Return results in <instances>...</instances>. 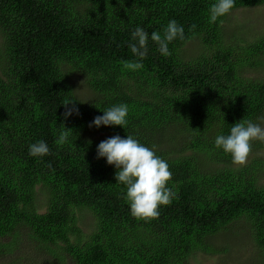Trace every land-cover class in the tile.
Wrapping results in <instances>:
<instances>
[{"label": "trees", "instance_id": "1", "mask_svg": "<svg viewBox=\"0 0 264 264\" xmlns=\"http://www.w3.org/2000/svg\"><path fill=\"white\" fill-rule=\"evenodd\" d=\"M213 3L0 0L3 255L24 233L56 264H193L200 254L228 250L226 238L217 237L244 232L255 248L253 264H264V141L251 142L241 166L215 147L235 123L259 125L264 117V81L247 76L264 64V35H240L249 30L234 26L232 14L264 0H235L228 15L209 24ZM171 20L184 28L185 39L169 43L165 57L150 37L163 35ZM137 27L149 34L142 61L129 47ZM125 61L143 67L124 70ZM74 75L83 78L87 98L77 94ZM66 100L78 109L67 119ZM119 104L128 106L126 126L89 127ZM63 127L73 133L58 146ZM128 135L172 173L167 187L177 195L156 219L131 216L117 169L97 158L102 141ZM38 141L48 155L29 154ZM43 192L47 207L39 213ZM78 213L92 219L85 233Z\"/></svg>", "mask_w": 264, "mask_h": 264}, {"label": "clouds", "instance_id": "2", "mask_svg": "<svg viewBox=\"0 0 264 264\" xmlns=\"http://www.w3.org/2000/svg\"><path fill=\"white\" fill-rule=\"evenodd\" d=\"M235 0H215L209 8V24H214L221 17L230 13L234 7ZM222 22V21H221ZM195 28V25L192 26ZM192 29L190 28V31ZM151 40L158 45V51L161 55L167 57L171 55L168 45L179 38L184 40V28L175 20L169 21L163 30V35L158 32L151 33ZM134 43L129 45L131 53L143 60L147 55V44L149 34L142 28L137 27L131 34ZM143 67V64L136 61L123 62V69L137 71ZM71 105L72 107H69ZM64 118L74 112L78 114L75 102L66 100L64 102ZM128 106L126 104L114 105L103 111L102 116L95 117L89 127L99 128L103 126L127 125ZM73 132L71 129H65L60 132L55 143L62 146L68 141L69 135ZM254 140L264 141V128L254 124L250 120H241L230 128V134L219 135L215 139V147L222 149L225 154L232 158L234 165H244L252 151L251 142ZM90 143V142H89ZM49 148L44 141H38L29 146V154L33 157H43L49 154ZM105 157L108 165L115 166L116 183L123 184L126 187L124 200L128 204L130 214L138 220L149 221L159 216V208L167 206L177 195L171 188L167 187L172 178V173L166 161L158 157L155 152L139 143L135 138L128 135L121 139L114 136L102 141L97 147V158ZM36 190H42L39 185ZM43 194H45L43 192ZM47 207V202L45 201ZM37 207L39 203L37 199Z\"/></svg>", "mask_w": 264, "mask_h": 264}, {"label": "rangeland", "instance_id": "3", "mask_svg": "<svg viewBox=\"0 0 264 264\" xmlns=\"http://www.w3.org/2000/svg\"><path fill=\"white\" fill-rule=\"evenodd\" d=\"M234 22L238 29L243 27L249 30V32H240V35L248 34V36H261L264 35V5L252 8V9H240L233 11ZM248 77L256 78L258 80L264 81V64L259 66L257 70L250 71L247 73ZM74 84L76 85V92L79 96L88 97V90L85 88L83 83V78L80 75L73 76ZM258 124L261 128H264V117L259 119ZM262 183H264V174L262 175ZM45 194H40L38 197L39 203V213H44L46 210L45 205ZM79 224L83 232L89 231V227L92 224V219L90 216L79 214ZM235 229V228H234ZM237 229V228H236ZM23 237L14 248H12V253H5L4 255L0 252V264H56L53 257L42 250L41 247L37 246L32 238L24 233H21ZM241 237L232 236L230 233L226 235H221L216 239L219 242H223L226 238V242L223 244H228V250L219 254L204 255L200 254L193 264H253L250 255L254 253L255 248L253 242L246 236L243 232L240 234ZM6 242V239L2 240ZM218 241H213L216 247L220 248Z\"/></svg>", "mask_w": 264, "mask_h": 264}]
</instances>
